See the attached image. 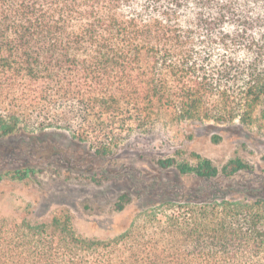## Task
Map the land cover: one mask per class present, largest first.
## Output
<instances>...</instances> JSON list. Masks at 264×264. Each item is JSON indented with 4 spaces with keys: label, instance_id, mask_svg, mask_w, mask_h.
<instances>
[{
    "label": "trees",
    "instance_id": "16d2710c",
    "mask_svg": "<svg viewBox=\"0 0 264 264\" xmlns=\"http://www.w3.org/2000/svg\"><path fill=\"white\" fill-rule=\"evenodd\" d=\"M138 2L0 0V134L69 135L106 158L123 148L148 149L154 143L144 136L158 127L193 134L207 122L264 120V33L253 35L264 18L248 15L249 0H194L201 9L195 29L174 23L189 0H166L162 12L161 0H143V12L132 7ZM125 7L131 19L120 11ZM206 9L218 14L206 16ZM157 12L166 22L154 18ZM225 23L238 29L224 33ZM194 34L206 36L209 48L245 47L249 60L222 55L213 63L207 48L201 55L192 47ZM196 158L194 166L175 158L157 164L201 180L248 169L233 160L220 171ZM29 175L14 173L19 180ZM207 195L199 190L154 204L104 239L79 235L66 209L47 219L0 216V264H264V199ZM133 202L125 193L113 210Z\"/></svg>",
    "mask_w": 264,
    "mask_h": 264
},
{
    "label": "rangeland",
    "instance_id": "374dc122",
    "mask_svg": "<svg viewBox=\"0 0 264 264\" xmlns=\"http://www.w3.org/2000/svg\"><path fill=\"white\" fill-rule=\"evenodd\" d=\"M34 136L30 132L0 134L3 218L47 219L66 209L79 235L104 239L125 231L140 210L199 190L208 194L207 199H264V120L259 117L252 126H243L239 120L207 122L193 134L158 127L144 136V142L154 143L148 149L123 148L106 158L95 156L87 144L69 135ZM49 149L59 154L48 158L43 153ZM197 156L209 159L220 171L233 160H242L248 169L231 177L220 173L201 180L157 164L159 159L175 158L194 166ZM17 171L30 175L19 180L14 176ZM125 193L134 202L124 212H114L115 202Z\"/></svg>",
    "mask_w": 264,
    "mask_h": 264
},
{
    "label": "clouds",
    "instance_id": "9594fccd",
    "mask_svg": "<svg viewBox=\"0 0 264 264\" xmlns=\"http://www.w3.org/2000/svg\"><path fill=\"white\" fill-rule=\"evenodd\" d=\"M162 4L164 5L161 8V12L166 10L168 5L166 3V0H161ZM132 7H134L136 9L137 12H143V0H139L138 3H134L132 5ZM159 7V6H158ZM172 7H175V5H172ZM248 7L252 8L253 11L248 13V15H251L253 17L259 16L261 18H264V0H259V4L256 3H252L251 0H249V4ZM241 8L243 11L247 12L246 8H243V5H241ZM120 11L124 12L127 16V14L131 11L130 8H122L120 9ZM201 9L197 8L194 0H189V3L186 7H181L176 14V17L174 19V23H177L178 26L180 28L183 29H188V28H193L195 29V20L197 17L198 12H200ZM205 11V15L207 16L209 14V12L211 13V16L214 18L218 13L216 12L215 9H206ZM181 13H184L183 15H181ZM133 16L135 15L134 13L132 14ZM127 18L131 19L132 16H127ZM154 18L156 19H161V20H165L166 22V18H164L163 16H161L160 12H157L154 14ZM193 21L192 24L187 23L188 21ZM145 21H148V17H145ZM221 29L224 33H228L231 34L233 32H235L238 29V26L236 24H231V23H225L221 26ZM264 33V28L261 29H257L253 35L256 36L257 38L260 37V35ZM214 38L215 39H219L218 36H216L215 34ZM204 39L206 41L205 44L201 45L199 44V40ZM193 40V44L192 47H194L196 49V51L198 53H200L201 55H206L207 53H205L203 50L205 48L208 49L209 52L212 53V62L213 63H220V57L222 55L228 56V57H234L237 61H245L247 62L249 60V53L247 48L245 47H240L238 52L234 51V46H231V42H229L230 47L225 49L223 47V45L221 44H214L209 48V44L211 43L210 41L207 40V37L204 35H193L192 37ZM197 59H199V57H196Z\"/></svg>",
    "mask_w": 264,
    "mask_h": 264
}]
</instances>
